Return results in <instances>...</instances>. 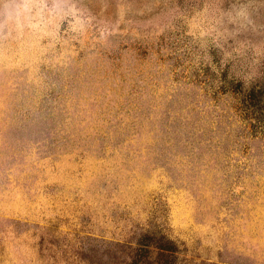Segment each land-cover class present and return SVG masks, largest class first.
Segmentation results:
<instances>
[{
  "label": "rangeland",
  "instance_id": "374dc122",
  "mask_svg": "<svg viewBox=\"0 0 264 264\" xmlns=\"http://www.w3.org/2000/svg\"><path fill=\"white\" fill-rule=\"evenodd\" d=\"M209 68L264 81V0H0V264H96L150 219L196 259L264 264L261 149L161 159L116 112L138 87L194 97Z\"/></svg>",
  "mask_w": 264,
  "mask_h": 264
},
{
  "label": "trees",
  "instance_id": "16d2710c",
  "mask_svg": "<svg viewBox=\"0 0 264 264\" xmlns=\"http://www.w3.org/2000/svg\"><path fill=\"white\" fill-rule=\"evenodd\" d=\"M205 71V76L211 80L204 81V84L189 82V84L193 83L194 97H190L189 93L185 97L171 92L162 101L153 95L154 101L151 103L145 100L144 95L141 94L143 91L138 87L131 93L132 99L117 105L119 108L116 112L119 113L121 109L127 108L147 120V126H151L148 134L153 135L152 139L155 141V144L149 147L160 150L158 158L169 159L174 149L181 151L191 147L212 150L232 143L233 147L260 148L263 154L258 163L263 164L264 81L246 83L240 78L230 79L229 69L209 68ZM118 76L125 82L120 73ZM197 90L201 91L200 96H197L199 94ZM197 97L202 100L196 99ZM144 109L148 110V116L143 115ZM204 113H210L214 118L202 116H207ZM127 127L128 131L134 128L128 125L124 130H127ZM122 130L121 126L117 124L112 126L109 123L107 136L103 138L100 134L101 140H108L114 133L113 137L118 136V143L115 144L118 146L122 144L121 137L125 135L124 133L121 136ZM131 133L132 136L141 134V132L137 134L136 131ZM138 136L137 141L141 143L142 139L140 135ZM42 140L41 136L39 143ZM175 155L180 154L176 152ZM212 156H214L213 152H211ZM94 258L96 264H222L191 257L184 242L171 237L162 228L161 223L151 219L131 227L126 237L110 241L103 252L96 248Z\"/></svg>",
  "mask_w": 264,
  "mask_h": 264
}]
</instances>
